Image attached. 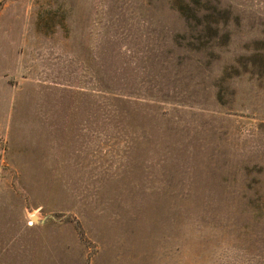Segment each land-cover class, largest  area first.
Segmentation results:
<instances>
[{
	"label": "rangeland",
	"instance_id": "rangeland-1",
	"mask_svg": "<svg viewBox=\"0 0 264 264\" xmlns=\"http://www.w3.org/2000/svg\"><path fill=\"white\" fill-rule=\"evenodd\" d=\"M0 264H264V0H0Z\"/></svg>",
	"mask_w": 264,
	"mask_h": 264
},
{
	"label": "water",
	"instance_id": "water-1",
	"mask_svg": "<svg viewBox=\"0 0 264 264\" xmlns=\"http://www.w3.org/2000/svg\"><path fill=\"white\" fill-rule=\"evenodd\" d=\"M33 220H36V217L35 216L33 217Z\"/></svg>",
	"mask_w": 264,
	"mask_h": 264
}]
</instances>
